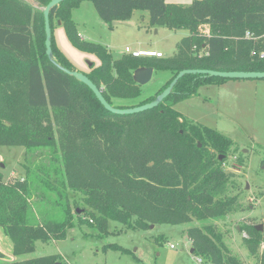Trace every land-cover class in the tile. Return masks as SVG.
Masks as SVG:
<instances>
[{"label": "trees", "instance_id": "trees-1", "mask_svg": "<svg viewBox=\"0 0 264 264\" xmlns=\"http://www.w3.org/2000/svg\"><path fill=\"white\" fill-rule=\"evenodd\" d=\"M49 1L0 0V145L22 146L24 156L41 150L47 158L26 166L22 177L4 179L0 171V229L14 257L4 260L0 252V264H70L59 254L18 257L34 252L37 241L65 239L75 226L87 224L103 235L109 221L131 230L190 224L186 233L193 253L205 264H245L226 244L224 232L207 222L248 208L240 194L230 193L233 174L219 159L233 141L174 108L198 85L227 78L185 74L157 106L111 113L84 83L60 69L76 70L53 33V60L47 57L42 10ZM81 1L54 6L51 31L54 20L59 21L75 48L99 59L84 74L111 105L113 98L140 95L133 80L137 68L171 72L138 105L153 100L183 69L264 72V59L257 57L264 49L259 42L264 0H90L106 23L127 20L141 9L148 11L153 26L188 32L166 58L124 53L117 59L101 44L79 36L71 11ZM240 230L245 233L241 245L264 264V231L251 224Z\"/></svg>", "mask_w": 264, "mask_h": 264}, {"label": "rangeland", "instance_id": "rangeland-1", "mask_svg": "<svg viewBox=\"0 0 264 264\" xmlns=\"http://www.w3.org/2000/svg\"><path fill=\"white\" fill-rule=\"evenodd\" d=\"M27 1L35 4L34 0ZM167 1L189 4L192 0ZM71 18L85 41L101 44L113 59L126 53V46L131 50L159 51L166 58L175 51L176 42L188 34L185 29L151 25L148 11L141 9H136L127 20L103 22L90 0H82L78 7L73 8ZM52 33L77 71L85 73L92 64H99L94 54L80 51L70 43L59 21L54 20ZM259 40L264 46V35ZM170 76L167 69L154 70L148 82L138 84L141 90L138 97L113 98L112 105L137 106L159 90ZM174 108L189 121L213 128L233 141L230 150L223 154L222 166L233 174L230 193L240 194L248 208L207 222L215 223L224 232L226 244L245 264H257L241 245L245 233L241 232L240 226L261 224L264 231V79H225L219 84H200L194 94L176 103ZM45 155L44 151L32 150L24 156L22 146L0 145L3 178L24 176L25 167L46 161ZM78 206L81 207L82 203ZM189 225L159 223L143 230H131L109 221L108 233L98 236L96 228L84 224L67 230L63 240L37 241L34 252L21 257L59 254L70 264H138L137 260L144 264H205L190 252L192 245L186 233ZM191 225L198 223L192 222ZM11 248L10 239L0 229V249L4 251V260L14 259Z\"/></svg>", "mask_w": 264, "mask_h": 264}, {"label": "water", "instance_id": "water-1", "mask_svg": "<svg viewBox=\"0 0 264 264\" xmlns=\"http://www.w3.org/2000/svg\"><path fill=\"white\" fill-rule=\"evenodd\" d=\"M64 0H50L43 8V17H44V29H45V53L47 57L51 60H53V54L51 49V36L52 31L50 27L49 22V12L50 10L62 2ZM61 70H63L68 75L74 76L77 80L84 83L95 95V97L98 99V101L101 103V105L108 110L111 113L114 114H132L141 112L150 108H153L157 106L166 96H168L171 93V90L175 83L178 81L180 77H182L185 74H200L202 76H216V77H222L227 79H242V78H263L264 79V72L263 71H218V70H210V69H183L180 70L174 78L169 82V84L160 92L158 93L155 98L151 101H148L146 103L133 106V107H115L108 103L104 96L102 95L101 90L82 72H79L77 70H69L65 67L59 66ZM153 67H142L137 68L133 72V80L137 84H144L148 82L153 74ZM200 146V144H198ZM219 159H222V156H219ZM246 187L248 185L246 184ZM80 210L78 209V212ZM153 225L151 224L150 227ZM254 228L256 230L262 231V225H254ZM190 252H193V248H191Z\"/></svg>", "mask_w": 264, "mask_h": 264}, {"label": "built area", "instance_id": "built-area-1", "mask_svg": "<svg viewBox=\"0 0 264 264\" xmlns=\"http://www.w3.org/2000/svg\"><path fill=\"white\" fill-rule=\"evenodd\" d=\"M247 36V34H246ZM124 51L126 53H130L133 56H140V55H151V56H156V57H160L162 56L161 52L158 51H149V50H131L129 47H125ZM257 56L259 58H264V49L258 51ZM170 247H172V245H170ZM264 249V245L262 246Z\"/></svg>", "mask_w": 264, "mask_h": 264}, {"label": "crops", "instance_id": "crops-1", "mask_svg": "<svg viewBox=\"0 0 264 264\" xmlns=\"http://www.w3.org/2000/svg\"><path fill=\"white\" fill-rule=\"evenodd\" d=\"M135 11V10H134ZM133 11V12H134ZM132 16H133V13H132ZM131 18V17H130ZM81 38H83L84 39V37L82 36V35H79ZM56 43V42H55ZM56 45H57V47L60 49V47H59V45L56 43ZM126 47H128V46H126ZM61 50V49H60ZM135 50H143V49H135ZM62 51V50H61ZM159 52V51H158ZM63 53V52H62ZM68 59V58H67ZM154 71V70H153ZM170 78V77H169ZM7 239V238H6ZM0 252H2L1 251V249H0ZM4 252V251H3ZM2 252V253H3ZM11 253V252H10ZM12 256V255H11ZM21 258H23V257H18V259H21Z\"/></svg>", "mask_w": 264, "mask_h": 264}]
</instances>
